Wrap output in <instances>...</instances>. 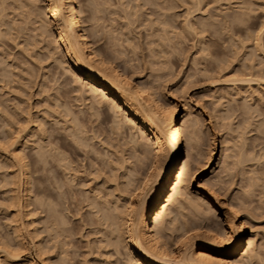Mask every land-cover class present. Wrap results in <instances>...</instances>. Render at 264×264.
Returning <instances> with one entry per match:
<instances>
[{
  "label": "rangeland",
  "instance_id": "374dc122",
  "mask_svg": "<svg viewBox=\"0 0 264 264\" xmlns=\"http://www.w3.org/2000/svg\"><path fill=\"white\" fill-rule=\"evenodd\" d=\"M76 3L92 46L176 106L185 125L190 168L157 228L167 225L178 249L182 217L198 210L210 216L198 228L243 230L251 248L236 257L264 264V0ZM44 5L0 0V264H136L123 253V202L150 175L155 147L110 98L66 71L55 39L41 33ZM118 120L145 149L118 135ZM14 152L24 154L28 184ZM229 199L243 228L227 215Z\"/></svg>",
  "mask_w": 264,
  "mask_h": 264
},
{
  "label": "bare ground",
  "instance_id": "6f19581e",
  "mask_svg": "<svg viewBox=\"0 0 264 264\" xmlns=\"http://www.w3.org/2000/svg\"><path fill=\"white\" fill-rule=\"evenodd\" d=\"M41 11L44 17L43 23L47 25V29L46 27L40 28L41 33L45 34L49 31L55 39L58 55L61 56L62 58L60 59H64V63L67 64L66 67L68 69L66 71L69 70L71 73H76L87 85L94 88V90L90 91H93L92 95L95 94V96H97V93H101L102 97L110 98L109 100H111L112 104L119 106L122 112L121 117L127 119L129 124L132 123L138 126L136 130H139L141 138L145 135L151 138L152 143L150 144H153L155 147L153 157L154 163H152L153 168L151 167L154 172L159 168L157 167L156 169L155 167L158 162H164V165L159 168V170H161L156 173L157 175L153 172L151 173L152 170L150 169V175H147L148 178L145 177L146 179H144L139 186L136 185L137 187L134 190L135 195H131L125 202L122 201L124 204L126 203L124 207L126 208L125 218L122 216L125 220L121 217L122 221L124 220L123 232L121 230L124 235L123 238H121L122 236L120 235V238L123 240V253L136 264H244V259L236 257L238 253H242L246 256L251 248V241L250 239L246 240L244 231L239 230L234 236L231 235L232 229L228 227L227 228L231 230L228 232L225 230L226 233L224 232V234L221 235H214V232H211L208 227H206V230H202L198 228L196 224L206 221L209 222L210 216L204 217L205 215L203 216V214L201 215L198 213V210L194 211L196 213L193 212V214L190 215L191 217H182L184 219L186 218V222L188 217H190L191 221L189 220V224H186L184 221L185 225L182 223V225L179 226V228H181L176 229V231L179 230V233H177L179 237L175 236L179 238L178 249L171 244L170 235L172 234H165L167 225L165 227L162 224L165 230H162L163 227L160 229H158L159 227L157 228V226L161 224L160 221H163L161 218L165 215L164 213L168 204L177 201L190 168V158L184 151L185 144L183 143L185 125L184 127L182 124L178 125V117L180 114L178 108H176V106L169 108L157 98H154V95H151L152 92H150V90L148 91L146 86L142 84L143 82H134L133 78L127 75L128 73H125V71L123 72L121 69L119 70L112 62L104 58L98 49L92 46L86 30L90 29H85L82 25V20L84 19H80V7L76 3V0H45L44 8ZM92 98L91 96V100ZM98 106L101 107L100 109L104 112L105 108L103 109L100 104ZM100 109L97 108V111ZM114 110L115 109L112 111ZM140 110L145 114H142ZM107 112L108 110L104 112L106 114H103L107 115ZM116 112H119V110ZM97 114L100 115L99 113ZM119 114L117 113V117ZM127 121L126 123L128 124ZM123 123L118 120L114 122L115 126L113 127H116L122 132L118 133L119 131L116 129L118 135L127 132L128 138L132 141L134 133L132 134L133 131L130 132V129H126L124 127L125 123ZM149 137L147 138L150 140ZM135 140L137 139H133L132 142L142 148L144 142L142 143L141 141L140 144V140L138 141L139 143ZM145 146L147 147V145ZM20 147H23V145ZM42 153L43 152H41V154ZM14 154L17 156V160L24 170L22 178L23 184H26L28 181V172L25 169L24 154L20 155L18 152H14ZM38 156L41 155L38 154ZM158 166L160 165L158 164ZM26 195H29V193L25 194V196ZM207 206L215 207L216 212H220L215 201H208ZM25 208L27 209V207ZM225 209L233 224L243 228L245 223L239 214L236 202L232 199L225 201ZM116 217L118 216L116 215ZM170 219L172 221V218ZM174 221H176V219ZM167 223L166 221L164 225ZM170 225L172 226V224ZM170 225L168 227H170ZM229 227H231V225H229ZM159 230H162V236ZM163 231L165 232L163 233ZM167 232H169V228ZM169 246L172 248L171 251H169ZM40 247L39 249H41ZM27 263L31 264L30 262Z\"/></svg>",
  "mask_w": 264,
  "mask_h": 264
},
{
  "label": "snow or ice",
  "instance_id": "6c2138e0",
  "mask_svg": "<svg viewBox=\"0 0 264 264\" xmlns=\"http://www.w3.org/2000/svg\"><path fill=\"white\" fill-rule=\"evenodd\" d=\"M261 31L264 32V29H261ZM193 179H195V178H193Z\"/></svg>",
  "mask_w": 264,
  "mask_h": 264
}]
</instances>
